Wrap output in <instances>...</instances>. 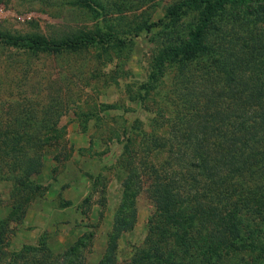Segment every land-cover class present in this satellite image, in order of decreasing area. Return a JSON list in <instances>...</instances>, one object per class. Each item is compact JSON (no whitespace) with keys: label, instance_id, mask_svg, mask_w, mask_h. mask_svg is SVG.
I'll return each instance as SVG.
<instances>
[{"label":"trees","instance_id":"16d2710c","mask_svg":"<svg viewBox=\"0 0 264 264\" xmlns=\"http://www.w3.org/2000/svg\"><path fill=\"white\" fill-rule=\"evenodd\" d=\"M40 2L65 4L100 19L120 0ZM191 12L194 22L186 23ZM145 22L139 29L153 33L158 45L139 100L145 103L159 92L163 102L149 131L136 120L124 133L128 160L114 167L121 187L109 247L99 264L113 263L120 236L134 228L136 198L143 191L154 209L128 264H216L226 262L227 254L232 264H264V0H181L157 21ZM121 33L97 27L50 39L0 31V49L52 55L126 45L131 39ZM173 70L172 89L164 95L160 86ZM10 102L0 111V182L12 185L11 208L20 206L9 221H0V264H84L87 239L56 254H47L43 242L7 248L11 220L23 216L30 194L44 188L35 177L44 167L46 146L64 131L62 112L52 111L44 97L41 107L15 100L10 108ZM247 247L260 255L243 262L232 257Z\"/></svg>","mask_w":264,"mask_h":264},{"label":"rangeland","instance_id":"374dc122","mask_svg":"<svg viewBox=\"0 0 264 264\" xmlns=\"http://www.w3.org/2000/svg\"><path fill=\"white\" fill-rule=\"evenodd\" d=\"M179 1L120 0L107 18L100 19L65 4L40 0L0 2V31L60 39L101 27L103 32L118 31L131 39L126 45H96L52 55L19 48L0 49V111L4 101H12L10 108L11 104L17 105L15 100L41 107L39 99L44 97L43 103L50 104L52 111L62 112L60 126L64 128L61 139L55 138L54 144L46 146L44 167L35 177L44 188L37 195L30 194L23 216L11 220L7 246L10 251L43 242L47 244V254H56L82 238L87 239L84 264H99L104 259L115 219V195L121 187L114 167L120 160H128L123 155V145L129 126H136L134 121L140 120L149 131L163 102L159 92L151 93L145 103L139 100L151 55L158 45L153 33L139 28L145 21H157ZM194 15L191 12L183 21L194 22ZM169 72L160 86L164 95L172 89L175 71ZM11 189L9 181L0 182V199L4 202L0 204V221H9L13 210L20 206L11 208L15 203L10 201ZM136 201L134 228L120 236L112 264H128L134 246L141 244L146 235L154 208L145 191ZM253 250L247 247L232 257L240 262L252 260L261 252ZM223 258L226 262L220 259L216 264H232L230 254Z\"/></svg>","mask_w":264,"mask_h":264}]
</instances>
